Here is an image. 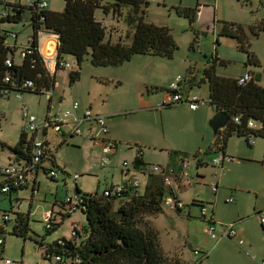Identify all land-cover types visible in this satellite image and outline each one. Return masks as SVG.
I'll use <instances>...</instances> for the list:
<instances>
[{
  "label": "crops",
  "instance_id": "obj_1",
  "mask_svg": "<svg viewBox=\"0 0 264 264\" xmlns=\"http://www.w3.org/2000/svg\"><path fill=\"white\" fill-rule=\"evenodd\" d=\"M199 3H200L199 0H197L196 5H200V6H198L197 8V12L195 13V22L190 25V30L194 29L193 27L196 23H201L202 16H204L206 13H208V11H210L208 6ZM178 6L194 8V6H191L190 4L181 1L179 5L177 6L173 5L169 10ZM214 8H217V0H215V7H213V11ZM198 12L199 14H197ZM109 14L112 15V21H113V16H114L113 11L110 10L109 12L108 11L106 13L104 12L105 16ZM148 17L149 14L146 11V21H148ZM178 18H186V17L179 16ZM172 19L173 18L169 13V22H172ZM97 21L104 23L108 36L106 38L110 42L116 43L117 41H121L124 44L129 43L125 39L126 38L125 34H127L126 29L128 28L125 26L123 20L120 19V17L114 19L112 24L113 29L111 26H108L107 24L108 22L106 21L105 18L102 20L97 19ZM169 22H166L165 24H160V23H155V21L153 22L150 21L149 23H153L156 26H166L168 28H171L170 25L168 24ZM181 23L182 21H179L177 25L179 26ZM131 34H133V30ZM40 44L42 48V54L44 56L53 54L54 51L57 50V40L55 39V37L52 36L45 37L44 35H42L40 37ZM215 49L217 50V48ZM143 56L152 59L149 60V62L145 61L146 62V63L144 62L145 66L144 65L134 66L131 64V60L125 62L123 65H119L116 67L93 66L92 71L90 70V77H89L90 82H88L87 91L82 96H79L78 94H74V90L77 88L79 83L82 82L84 78V74H82V77L80 76L78 82H74L73 84L69 85L68 76L70 70L60 69V68L56 69L52 74H54L55 77V81L53 84V97H54V93H56L57 96L55 97V99H53V97L50 100L47 99L46 109L47 112L49 111L51 112L52 108L58 111H63L65 109H71V105L73 102H78L79 110L76 113H74L73 115L74 117L80 116L81 113H83V111L87 108H89L95 114L105 116L106 125L109 129L106 138L113 142H116L117 144L116 150L110 156V161L108 166L109 165L111 166L108 167L107 169L108 170L111 169L112 174L113 171H118L119 174V177L117 178H114V175H112L111 183L106 188L115 185L125 186L126 184L129 183L132 177L138 180L137 176L141 174L145 177L144 178L145 185L144 187H142L141 183L138 180L139 182L138 192L143 194L147 184H153L155 182L158 183L159 181L162 183L163 178L160 173L148 172L152 166L157 165L161 167L172 168L174 170L176 174V179L173 184V188L177 190L176 196L179 200H181L179 198L180 191L186 189V187H188L189 184L192 183L191 181L192 179L188 172V168L190 167L193 168V166H195V169H197L196 173L197 174L200 173L203 175L205 174V172H199V170L206 171L208 167V163L205 158L206 155L210 153L216 155L219 153V152H215V150L212 149V147L214 146L215 135L213 134L214 132L212 128L209 126L208 122L213 117V114L216 113V111L214 108H212V106L208 104L209 85L205 82V79L203 77V70L207 66H209V64L213 63L214 62L213 60L215 58H216V62L226 61V60L218 57V55H214V57L212 56L211 58L206 59V61L202 63L198 61L193 62V60L192 61L189 60V63L186 64V62L184 61L183 62V64L185 65L184 72L183 73L179 72L176 74V76L183 75L184 77V83L181 88V94L184 97V101L174 106H168V105H163V102L170 100L171 94L168 91V88L172 84L174 78L176 77L174 76L175 74L173 75L172 72L173 68L172 69L170 68L172 66L171 60L166 58L155 57L154 55H143ZM65 60L68 62L70 60H73L75 66L77 67L74 57L66 56ZM87 61L88 59L85 62ZM216 64L217 67L215 73L217 76L238 78L244 72L247 71L251 76L255 78V80L259 85L263 84L262 86H264V83H262L261 81L263 77L260 76L257 77L253 72L254 69L260 67L259 66L260 64L258 66L246 67L245 71L242 72L241 75L239 74L237 76L219 74L218 67H225V66L218 65V63ZM83 65L84 63H82L81 67ZM62 79L64 80L62 84L64 85L65 90L60 89V83ZM202 88L205 89L206 95L202 94L201 92ZM194 95L198 96L199 99H202L203 97L207 96V101L205 100L206 104L198 106L195 110H192L189 108L188 101ZM99 97L102 103L96 104V99ZM13 99L21 100V98L20 99L13 98ZM47 112H45L42 119L45 117ZM25 126H26V122H25ZM71 126L72 123L64 126L62 129V133L65 135L64 142L60 140V137H58L56 132H54L53 130H51L52 132H50L55 137L54 138L51 137V135L49 136L50 133L48 131L46 135V138L49 143L48 148L50 152L54 154L55 157L54 161L57 164V166L60 168H64L65 170H66L65 165L60 164L59 159L56 156V153H58L59 149L63 147L65 148L69 147L72 148L73 151L85 150L84 154L87 155V158L85 162L84 161L82 162L83 172L92 173L96 167H94L93 165V161H95V159H92L90 154L91 153L93 155L97 154L95 150L100 149V152H98L100 155L97 157V161H96L100 165H102L101 161L102 158L105 157V155L101 147L93 146L91 141H89L87 137L73 136V135L70 136L69 129H71ZM83 126L84 128H87L90 127L91 124L84 123ZM184 132L187 133L184 134ZM233 136L228 138L226 148L223 150V152L226 156L232 157L234 159L229 161L228 157H226L222 165H220V167H216L220 171L219 174L220 177L217 178V175L215 176V178L217 179V183L214 184L216 187V193L213 195L214 199L215 197L218 196L219 193L218 188L223 186L225 187V183L222 182L221 180L225 176L226 172L231 171L230 170L231 165H240L241 163L243 162L245 163V161H249L248 159H250V158L241 157V159L238 160L233 155L235 149H233L230 146V141ZM2 142L5 143V141ZM64 144L65 146H63ZM4 150L6 151V155L2 157L0 155V165H5L9 162L10 163L14 162L13 160L14 157L12 153H10L9 149L4 148ZM256 150H259L258 146ZM262 150H264V145L262 146ZM174 152H176L177 155L171 156V154ZM262 152H263V157L261 156V160H262V164H264V151ZM137 158H139L141 162L137 166H135L133 162ZM121 160H123V162L127 161L126 168L122 166V162H120ZM128 160L132 161L134 171L130 169ZM184 160H189L190 162L183 169L181 164ZM198 161L201 162V167H197ZM172 162H175L174 164H176L177 169H175V167L170 166ZM228 162L231 164H229V167H227L225 171V167L223 165ZM212 165L211 167H213ZM42 168L49 169L50 168L49 162H44L42 164ZM143 171L144 173H142ZM183 172L186 174V177H183L181 175L183 174ZM45 173L46 171L42 170L41 167L38 168L37 170L35 169V171H33V173L28 176L29 180L26 187L24 186L20 189L14 190L10 194L9 193L1 194V195H7V198L10 203L8 209L10 213H7L10 218L9 220L3 221L4 211L5 212L8 211L5 208V206L1 208L3 210H0L1 211L0 231H3L2 233H0V236L4 235L3 236L4 243L2 246H0L1 264H2V260L6 259L4 258L5 257L4 254L7 251V249L12 247L13 245H18L17 240L20 239L23 240V238L12 235L11 233L16 216L14 213L28 214V219H29L28 227L30 229L29 232L30 237L23 240L24 255L20 257L19 262H14L13 264H36L37 262L31 258L30 246H32V248H39V246L37 247L38 243L39 244L49 243L51 241H56L60 238L70 240L71 238L70 230L73 223H78L81 226V235L76 239L74 238V240L76 241L75 243L78 244L83 239L87 238L88 229H87L86 217H85L86 220L85 221L84 218H82V216L77 215L78 211L72 215L71 214L66 215L65 214L66 212L61 204L66 197L73 198L76 190L74 191V193L70 194L71 191L67 189L66 193L62 198H57L56 195H54V201L48 200L47 192L50 189L45 188L42 190L40 188V181H39V175L41 174L45 176L47 175ZM80 176H77L78 177L77 180L80 178ZM66 177H69V175L64 174L63 179H61L64 185H66ZM196 178L197 179L195 180V182L197 184H200V181L205 180V177L203 178L200 176L198 177V175ZM249 179L250 180H243L246 189L244 187L242 188H244L245 190L242 188H238V191L237 189L236 190L232 189L234 193V198L232 197L233 198L232 203L227 204L225 199L233 195H231V193L229 194L228 190L225 192V194L228 195L224 197V204L225 206H229L230 204H233V206H229V208L232 207L230 213L233 214L230 217H228L227 214L226 215L218 214L220 222H217L215 219V215L217 214L215 213L213 198L208 197V199H206V201L209 202L208 203L209 207H207L208 211L206 212V219L212 218L214 224H221L224 226L222 227V231L220 232V236L223 239L219 243H217L216 248H220L221 250V247L224 248L225 246L224 249L228 250V251L226 250V254L222 257L221 262L216 264H262V262L264 261V222L261 223L260 221V215H262L263 210L259 209L261 207L256 206L255 201L251 206V211L255 212V218H258V221L262 229L261 231H257L255 228H253V230L251 229L245 230L244 229L245 227L243 225V220H245L247 214H245L246 209H244L243 205L240 202L244 198V194L246 193V196L254 195V198L256 199L259 195V191L264 189V188L261 189L258 188V182H260L259 176L250 177ZM77 180L75 181L76 185H77ZM229 184L230 183H227L228 187L234 186ZM29 189L32 194L31 196L32 200L30 201L29 206L25 208L26 210H24V208L21 207L22 203L20 202L21 192ZM33 189H36L35 191L36 193L34 194L32 193ZM40 189L43 191L42 201H40V199L36 201L34 200V198H36L39 191L41 192ZM82 192H87V191H82ZM166 194L167 191H165V193L163 194V198ZM207 195H210V193H208ZM191 201H193V199ZM34 202H36L37 204L32 210L31 207L34 206ZM183 205L184 207L186 206L184 203ZM192 206H196V205H192ZM165 208L171 209V211L176 212V209L163 205L164 210ZM164 210H162V213L164 212ZM182 210H184V208ZM181 211L179 212L180 214ZM190 211L187 212L189 217H191ZM48 213L52 214V219H54L55 223L57 221L56 224L60 223V226H62V224L65 222L68 225L67 235L64 233H59L55 235V233L58 231L60 226L57 228V230H54L52 233L48 235L46 234V231L45 233L35 234L34 231H37V228L35 227L36 224L42 226V229L44 228L45 230V225H46L45 216ZM162 213H159L156 216L161 215ZM59 218L61 219L60 221ZM247 218L250 221L254 219L253 216ZM201 219L204 222L208 223V221L204 217L201 216ZM237 220H240L239 221L240 223H238V227L235 224L237 237L230 240L228 238L229 242H226V240L224 239L225 236H223L225 228H227V224ZM254 220L256 221L257 219ZM244 223L246 222L244 221ZM7 231L10 232L9 236L14 239L9 240L8 239L9 237H5ZM19 244H22L21 240L19 241ZM238 247H241V249ZM39 249L40 251L38 254L40 258L43 261H45L44 264H55L54 261L52 260V257L49 258L48 256L45 255L44 249L42 248ZM194 249L199 250V247L192 248L191 252L194 253ZM233 250L237 252L238 258H234L232 256ZM202 252H206V250L202 249ZM179 258L181 259V254L179 255ZM181 261L184 264H189V263L197 264V261H195L194 259L189 263L184 262L182 259Z\"/></svg>",
  "mask_w": 264,
  "mask_h": 264
},
{
  "label": "trees",
  "instance_id": "obj_2",
  "mask_svg": "<svg viewBox=\"0 0 264 264\" xmlns=\"http://www.w3.org/2000/svg\"><path fill=\"white\" fill-rule=\"evenodd\" d=\"M39 1L32 0L23 6L20 3L7 4L10 8L8 15L0 19V98L9 99L11 96L15 98L17 95L25 94L45 95L46 91L53 89L54 74L46 71L43 56L39 52L41 34L53 36L58 40L57 55L61 60H65L66 56L75 58L78 70L70 69L69 85L79 81V68L87 59L94 67H116L130 61L135 55H154L171 60L177 50L168 27L156 26L146 21L145 8L148 3L143 0H113L111 5L113 13H117L121 7L128 9L124 23L133 30L128 44L121 41L112 43L106 38L107 31L101 27L100 21L95 17L97 9L102 8L105 13L109 9L108 6L103 5V0H64L62 11L40 9L37 5ZM197 8L198 5L194 8L178 6L172 10L177 16L186 17L191 25L195 22ZM26 14H28L27 24H23ZM22 24L24 28H29L31 33L27 45L24 43L19 47L17 39L20 31L7 26ZM262 32H264V18L250 28V33L255 38ZM11 33H14L15 37ZM220 36L232 38L236 42L237 49L247 54L245 67L259 65L255 55L250 52V38L241 25L225 22ZM217 40L216 38V45H218ZM17 49L20 55L23 54L20 62L15 59ZM7 60L12 62L10 66L7 65ZM213 61L203 70V77L209 85L208 104L216 112L227 113L230 118L227 125L216 133L212 149L225 155L223 150L226 148L228 138L233 135L244 137L247 143L248 137L264 138V86L259 85L251 75V80L242 84L238 82V78L217 76L216 63L221 66H226L227 63L216 62V58ZM26 81L32 82V86H24ZM236 117H239L238 124L233 122V118ZM248 121L257 123L259 129L247 128ZM47 132L29 134L25 128L13 147L0 141V149L8 148L14 157V162L24 163L28 167L32 164L33 143L42 139L45 156L34 165V168L37 170L41 167L42 170L48 171L42 168V164L49 162L50 167L57 168L67 175L69 172L58 167L54 161V154L48 148ZM174 155L177 153L171 154ZM140 162L141 160L137 158L133 164L137 166ZM197 167H201L200 161ZM127 189L128 191L121 195V204L114 209V202L118 198H106L102 195L82 192L75 185V194L80 195L79 210L87 220V238L78 244L64 239L62 245L57 241L38 243L39 248L44 249L47 256L60 255L70 259L77 257L79 260L77 264H184L179 256L163 253L157 231L148 221L143 220L146 215H157L164 210L163 194L166 189L163 184L160 181L147 184L143 194L138 192V189ZM191 204L196 205L200 210L204 206L203 202L196 200ZM181 210L176 209V212L179 213ZM7 213L10 211H4L3 215ZM14 214L16 216L12 235L19 236L23 240L29 238L28 214ZM3 221L7 220L3 219ZM49 223L50 227H45L47 235L60 226V223L56 224L53 220ZM199 253L202 258L208 256L207 252L199 251Z\"/></svg>",
  "mask_w": 264,
  "mask_h": 264
},
{
  "label": "rangeland",
  "instance_id": "obj_3",
  "mask_svg": "<svg viewBox=\"0 0 264 264\" xmlns=\"http://www.w3.org/2000/svg\"><path fill=\"white\" fill-rule=\"evenodd\" d=\"M143 1L148 3V6L145 9L149 14L148 17L149 22L155 21V23L165 24L166 22H169V13L173 18L172 22H169L168 24L171 27L169 29H171L170 32L173 36V40L177 45L176 53L173 54V57L171 59V63L173 67L172 66L170 67L171 69L173 68L172 72L173 75L175 74L174 76H176V74L179 72L181 73L184 72L185 70V65L183 64L184 61L186 62V64L189 63V60L190 61L193 60V62L198 61L202 63L206 61V59H209L214 55H218V57L228 61L226 62L227 64L225 67H218L219 74L231 75V76H237L239 74L241 75L246 68L245 62H246L247 54L236 49V42L232 40V38L220 36L222 25L225 22H229V23L241 25L244 31L246 32V34L248 35V37L250 38L249 41L250 52L256 55L260 64L259 65L260 67L254 69L253 72L257 77L258 76L263 77L261 81L262 83H264V32L260 33V35L256 38L253 37L250 33V28L253 25L257 24L258 21L264 18V0H217V8H214V11H213V7H215V0L212 1L199 0L200 2L199 4L208 6L210 11H208V13L202 16V22L196 23L193 27L194 28L193 30H190V24H189L190 22L186 18H178L179 16L177 17L176 13L172 9L171 10L169 9L173 5L174 6L179 5L181 1L196 7L197 0H143ZM64 3H65L64 0H48L47 9H49L50 11H62L64 8ZM112 4H113V0H103V5L108 6L109 8L108 12L112 10L111 8ZM127 11L128 9L121 7V9L117 13H114L113 21L114 19L120 17V19H122L124 22L127 16ZM197 14H199V12ZM95 17L98 20H102L105 18L106 21L108 22L107 23L108 26L111 27L113 26L112 15L109 14L105 16L102 8H99L95 11ZM27 18H28V14L25 15V18L23 19L24 21L23 24H27L26 23ZM179 21H182V23L178 26L177 23ZM23 24L18 26H14V25L7 26V28H14V30L18 32L20 31L19 37L17 39V44L19 47H21V45H23L26 42V36L31 33L29 28L27 27L24 28ZM127 28L128 29H126L127 34H125L126 35L125 39L127 40V42H130L132 29H130L129 27ZM44 36L48 37L50 35L44 34ZM216 38L218 39V45L215 44ZM215 48H217V50ZM15 59L17 62L21 61V55L19 49L16 50ZM149 60L152 59H149V57L136 55L132 57L131 64L134 66L144 65V62L145 61L149 62ZM69 62L72 65L71 70L77 71L78 68L75 66L74 61L70 60ZM83 63L84 65L79 68V72L81 77L82 74H84V78L82 82H80L77 88L74 90V94H78L79 96H82L87 91L88 82H90L89 80L90 70L92 71V67H93L89 62V60L87 62L84 61ZM62 82H64L63 79L61 80L60 83V89L65 90V87L62 84ZM201 92L203 95H206L205 89L202 88ZM56 96L57 94L54 93L53 99H55ZM201 100L204 101L203 105L206 104L205 102L207 101V96L203 97ZM97 103L99 104L102 103L100 97L96 99V104ZM23 105L27 107L29 111L28 114L35 115L38 119H41L45 114V112H47L46 109L47 96L46 94L45 95L25 94L21 96V100H15L13 99L12 96L10 97V99L0 98V140L5 141V143L10 147H13L15 143H17L21 131L25 130V121L21 113L23 109ZM56 111L57 110L54 108H52L51 110L52 113ZM50 132L52 131L50 130L49 133ZM186 133L187 132H184V134ZM50 135L51 137H54L51 133L49 134V136ZM254 140H255V144L253 146H248L244 137L238 138L236 136H233L231 138L230 146L233 149H235L233 155L238 160H240L241 157L250 158V159H248L249 161H245V163L243 162L240 165H231L232 168V169L230 168L231 171L226 172L225 174L226 177L224 176L223 179L221 180L222 182L225 183V187L223 186L218 188L219 193L218 196L215 197V199L213 198V195L216 192L215 193L212 192L211 186L217 183V179L215 178V176L217 175V178H219L220 171L216 167H211V165L213 164L212 163L213 159L218 155L210 153L205 157L208 163V167L206 171L199 170V172H205V174L203 175L200 173L197 174L196 173L197 169H195V166H193V168L192 167L188 168V172L192 179L191 180L192 183H190L189 186L186 187V189L180 191L179 198L186 205L184 207V210L181 211V214L175 211H171V209L165 208L164 212L161 215L158 216L146 215L143 218L144 221H148L150 226L157 231L160 240L159 244L164 254L170 256L171 255L179 256L181 254V259L184 262L189 263L193 259L197 261V258H199L197 255H195V253L191 252L192 248L199 247V250L201 251L202 249L206 250L208 254L207 257L202 258L201 264H216L221 262V259L226 254L227 249H224L225 246L224 248L221 247L222 250L221 253L220 248H216V246L217 243H219L223 239L220 236V232L222 231V227L224 226L221 224H214L216 235L214 238L209 236L206 233V229L208 227L207 225L209 224L201 219L200 208L199 207L197 208L196 206H192L191 200L193 199L199 202H203L204 206L209 207L208 206L209 202H207L206 199H208V197L213 198L215 213L217 214L215 215V219L217 222H220L218 214H225V215L227 214L228 217L232 216L233 214L230 213L232 207L229 208V206H233V204H230L229 206H225L224 204V197L228 195L225 194L227 190L229 194L231 193V195H233L230 197L234 198V193L232 189L235 190L237 189V191L238 188H242V187L246 189L243 180H250L249 179L250 177H256V176L260 177V182H258V188L259 189L264 188V164H262V160H261V156L263 157L262 151H264L262 150V146L264 145V139L261 140L260 137H254ZM63 146H65V144ZM257 146L259 150H256ZM84 151L85 150L73 151L72 148L63 147L59 149L58 153H56V156L59 159L60 164H64L66 170L71 175L69 177H66V185H64V183L61 181V179H63L64 177V174L59 173L56 179H51L47 175L45 176L41 174L39 175L40 188L42 190L45 188L50 189L47 192L48 200L54 201V195H56L57 198H62L66 193L67 189L71 191L70 194L74 193L75 185H76V183L72 179V176L74 175H78V176L81 175L80 178L77 180V185L82 191H87V192H95V191L101 192L111 183L112 175H114V178L119 177L118 171H113L112 174V170L107 169L111 165L104 166L96 162L97 157L100 155L98 153L100 152V149L95 150L97 154L94 155L92 153L90 154L92 159H95V161H93V165L96 168L93 170L92 173H88V172L84 173L82 162L83 161L85 162L87 158V155L84 154ZM0 155L1 157L6 155V151L0 150ZM120 162H123V160H121ZM174 163L175 162H172L170 166L175 167V169H177L176 164ZM229 164L231 163L228 162L223 165L225 167V171L227 167H229ZM129 167L132 171H134L132 161H129ZM197 175L198 177L199 176L202 178L205 177V180L200 181V184H197L195 182V180L197 179L196 178ZM137 178L141 183L142 187H144L145 177L140 174L137 176ZM227 183H230L229 185H234V186L228 187ZM42 190L41 192L39 191V193L37 194L36 198H34V200L38 201L40 199V201H42V197H43ZM174 190L177 191L176 189ZM208 193H210V195H207ZM31 196L32 194L30 192V189L21 192L20 202L22 203L21 207L24 208V210H26L25 208L29 206V203L32 200ZM254 201L256 203V206L261 207L259 209L263 210L262 215L264 217V189L259 191V195L256 199L254 198V195L246 196L245 193L244 198L240 202L243 205L244 209H246L245 214H247L245 220H243V225L245 227L244 228L245 230L248 229L253 230V228H255L257 231H261L262 228L260 226L258 218H255V212L251 211V206ZM9 204L10 203L7 198V195L0 194V210H3L1 208L4 206L8 210ZM36 204L37 203L34 202V206L31 207L32 210L34 209ZM120 204H121V200L120 201L116 200L114 202V209L119 207ZM188 211H190L191 217H189L187 213ZM77 215L82 216V218H84L85 220L84 214L78 212ZM250 216H253L254 219L257 220L256 221L254 219L251 221L248 220L247 217ZM60 220L61 219L59 218V221ZM239 221L240 220H237L231 223H235L238 227V223H240ZM244 221L246 223H244ZM67 226L68 225L64 222L62 226H60L58 231L55 233V235L59 233H64L67 235L68 233ZM35 227L37 228V231H34L35 234L45 233V230L44 228L42 229V226L36 224ZM9 234L10 232L7 231L5 237H9L8 238L9 240L14 239L11 238ZM224 239L226 240V242H229L226 236L224 237ZM20 240L22 241V244H19ZM20 240H17L18 245H13L9 249H7V251L4 254L5 256L4 258L9 259L13 263L20 261L19 260L20 257L24 255L23 240L22 239ZM238 248L241 249V247ZM30 250H31V258L37 262L36 264H44L45 261H43L38 254L40 249L32 248V246H30ZM232 256L234 258H238V254L235 250H233Z\"/></svg>",
  "mask_w": 264,
  "mask_h": 264
},
{
  "label": "built area",
  "instance_id": "obj_4",
  "mask_svg": "<svg viewBox=\"0 0 264 264\" xmlns=\"http://www.w3.org/2000/svg\"><path fill=\"white\" fill-rule=\"evenodd\" d=\"M31 1L32 0H0V19L8 15L10 8L9 6H7V4L11 5L13 3H18V4L20 3L23 6V5H27ZM209 1H212V0H209ZM47 3H48V0H40L39 3L37 4L38 8L47 9L48 8ZM100 25L102 28L106 29L103 22H100ZM11 35L15 37L14 33H11ZM42 35L44 34H41V36ZM28 40H30L29 34L26 36V42L24 45H27ZM39 45H40L39 52L42 54L40 39H39ZM57 50H58V40H57ZM57 50H55L53 54H50L47 56H44L42 54L43 60H44V68L49 74H52L57 68L66 69V70L71 69V66H72L71 63L63 59L61 60L57 55V52H56ZM7 63H8L7 65L9 66L12 64L10 60H7ZM250 80H251V76L247 71L244 72L240 77H238V82L240 84L249 82ZM183 83H184L183 75H177L174 78L172 84L168 88V91L171 94L170 100L163 102V105L174 106L184 101V97L181 94V88H182ZM24 86L31 87L32 82L26 81L24 83ZM45 94L47 96V99H50L51 97H53V89L46 91ZM15 98L20 99L21 95H17L15 96ZM203 103L204 101L199 99V97L195 95L192 96L188 101L189 108L192 110H195L198 106L203 105ZM78 110H79L78 102H73L71 105V109H65L63 111L57 110L56 112H53V113L49 111L46 113L43 119L42 118L38 119L35 115L28 114L29 111L27 107H23L21 113H22L23 119L25 118V121H26L25 128L29 134H33V133L36 134L39 132L44 133L45 131L53 130L54 132L57 133L58 137H60V140L62 142L65 141V135L62 133L63 127L72 123L71 129H69V135L87 137L89 141H91L93 146H100L105 155V157L102 158L101 163L102 165L107 166L109 164L111 154L116 150L117 144L116 142H113L106 138V135L109 129L106 125L105 116L95 114L89 108H87L83 111V113H81L80 116L74 117L73 116L74 113H76ZM233 122L237 124L240 123L239 117L233 118ZM84 123H89L91 124V126L84 128L83 126ZM247 128L257 130L259 129V126L257 123L253 121H248ZM254 143H255L254 137H248V145L252 146L254 145ZM42 144H44V141H42V139L33 143L32 159H31L32 164L29 165L28 167L24 163H16V162H12V163L9 162L5 165H0V194H8V193L10 194L14 190L20 189L24 186L26 187V185L28 184V180H29L28 176L32 174L33 171H35L34 165L40 162V159H43L45 156V149ZM217 155L218 156L213 159V162H212L213 167H220V165H222L226 157H228L229 161L231 160V157L222 155L221 153H218ZM189 162H190L189 160H184L181 164L182 168L184 169ZM122 166L126 168L127 161L122 162ZM47 170H48L46 171L47 176L52 179L57 178L59 173H61L60 170H58L57 168H53V167H50ZM148 172L160 173L162 175V178H163L162 183L167 191V194L163 198V205L169 206L174 209H183L184 205L181 202V200L177 198L176 191L173 189V184L176 179V174L174 170L172 168H166V167L155 165V166H152ZM142 173H144V171ZM67 175L71 176L70 174H67ZM181 175L183 177H186V174L184 172ZM77 176L78 175L72 176V179L74 180V182L77 180L78 178ZM127 188L139 189L138 180L132 177L129 183L126 184L125 186L115 185L112 187H108L98 193H94V192H90V193L95 194L97 196L102 195L103 197H106V198L116 197L118 198V200H121L122 199L121 195L122 193H125L126 191H128ZM211 190L213 193L216 192L215 185L211 186ZM35 191L36 189H33L32 193L33 194L36 193ZM79 201H80L79 194H74L73 198L66 197L65 200L61 203L66 212L65 214L72 215L77 211L81 212L78 207ZM225 201L227 202V204L232 203L233 198L227 197ZM207 211L208 209L206 206H203V208L200 211L201 216L204 217L205 219H206ZM3 219L9 220L10 218L8 214H6V215H3ZM51 220L54 221V219H52V214L51 213L46 214L45 216V221H46L45 227L46 228L50 227L49 222ZM206 220L208 221V224H209L206 229V233L212 238H214L215 237L214 222L212 221V218L206 219ZM260 221L261 223L264 222V217L262 215H260ZM235 228H236L235 223H229L227 225V228H225L223 236H226L229 239H234L235 237H237V231L235 230ZM70 234H71L70 240L72 242H76L74 238L76 239L80 237L81 226L78 223H73L71 226ZM3 236L4 235L0 236V246H2L4 243ZM63 239L64 238H60L56 241L58 244L62 245L64 244V240L65 241L69 240V239H64V240ZM199 251L201 250L194 249L195 255L199 257L197 260V264H201L200 259L202 258ZM48 257L49 258L52 257V260L54 261L55 264H77L79 262L77 257H74L72 259H70L69 257H61L60 255H51ZM2 264H13V262L6 258L2 260ZM262 264H264V261L262 262Z\"/></svg>",
  "mask_w": 264,
  "mask_h": 264
},
{
  "label": "water",
  "instance_id": "obj_5",
  "mask_svg": "<svg viewBox=\"0 0 264 264\" xmlns=\"http://www.w3.org/2000/svg\"><path fill=\"white\" fill-rule=\"evenodd\" d=\"M229 118L230 116L223 111H218L213 115L208 124L212 128L214 135H216L219 130L223 129L227 125ZM233 159L234 158L231 157V160Z\"/></svg>",
  "mask_w": 264,
  "mask_h": 264
},
{
  "label": "clouds",
  "instance_id": "obj_6",
  "mask_svg": "<svg viewBox=\"0 0 264 264\" xmlns=\"http://www.w3.org/2000/svg\"><path fill=\"white\" fill-rule=\"evenodd\" d=\"M106 30V29H105Z\"/></svg>",
  "mask_w": 264,
  "mask_h": 264
}]
</instances>
